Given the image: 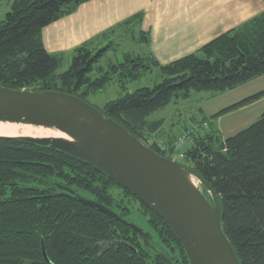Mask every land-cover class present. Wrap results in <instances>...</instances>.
I'll use <instances>...</instances> for the list:
<instances>
[{"label":"trees","instance_id":"obj_1","mask_svg":"<svg viewBox=\"0 0 264 264\" xmlns=\"http://www.w3.org/2000/svg\"><path fill=\"white\" fill-rule=\"evenodd\" d=\"M87 1L12 0L0 22V86L70 94L89 104L111 83L122 90L144 70L157 68L159 84L108 101L99 111L203 181L220 206L221 226L239 264H264V113L225 139L213 122L257 101L264 91L205 117L208 127L192 134L179 150L173 148L175 141L156 143L153 136L161 122L148 121L173 98L192 91L218 95L263 76L264 12L218 36L199 54L168 65H159L150 55L126 54L105 70L98 63L111 45L96 50L84 44L59 72L64 56L44 49L41 32ZM141 19L139 14L120 28H137ZM115 31L103 36L112 37ZM139 36L148 41L141 32ZM55 185L105 206L121 220L137 211L146 217L150 232L137 233L75 196L56 194ZM42 247L51 264H167L164 257L171 264H189L167 224L107 175L48 146L0 138V264H47Z\"/></svg>","mask_w":264,"mask_h":264},{"label":"water","instance_id":"obj_2","mask_svg":"<svg viewBox=\"0 0 264 264\" xmlns=\"http://www.w3.org/2000/svg\"><path fill=\"white\" fill-rule=\"evenodd\" d=\"M0 122L45 127L67 137L69 140L0 138L48 146L101 171L167 224L189 264H239L223 232L221 209L211 189L182 165L159 155L78 97L0 86ZM187 176L193 177L200 188L190 185ZM58 187L63 195L75 196L79 202L115 217L103 206ZM129 226L142 233L134 225ZM42 254L51 264L43 247Z\"/></svg>","mask_w":264,"mask_h":264},{"label":"crops","instance_id":"obj_3","mask_svg":"<svg viewBox=\"0 0 264 264\" xmlns=\"http://www.w3.org/2000/svg\"><path fill=\"white\" fill-rule=\"evenodd\" d=\"M263 12L264 0H89L79 5L72 14L43 28L41 37L43 47L48 53H73L84 44L90 48L98 46L101 38L106 39L103 38L106 32L120 28L124 22L141 14L138 33L148 36V41H142L145 49L141 55H150L159 65H168L191 54H199L203 46L218 36L243 25ZM263 79L264 76H261L249 81L246 84L249 87L248 93L243 94L244 84L230 90V96L239 98L207 116L202 110L200 114L203 118H209L263 92L264 87L258 89L259 86H264L260 84ZM224 94L225 92L218 95L210 93L208 98L214 100ZM261 105H264V96L233 110L239 114L244 112L240 117L245 118L242 119L243 123L241 120L236 126H222L220 120L224 115H220L213 120L214 126L223 139L231 137L260 118L264 113V106ZM247 109L263 112L254 119L250 114L249 116L245 114ZM242 124L246 126L240 127ZM239 127L241 129H238ZM182 132L166 134L165 138H158L155 135L153 139L156 143L168 144Z\"/></svg>","mask_w":264,"mask_h":264},{"label":"rangeland","instance_id":"obj_4","mask_svg":"<svg viewBox=\"0 0 264 264\" xmlns=\"http://www.w3.org/2000/svg\"><path fill=\"white\" fill-rule=\"evenodd\" d=\"M11 3L12 0H0V22L4 20L6 13L9 12ZM105 36H103V38H106L105 40H101V38L100 42L97 44L98 46L94 45L93 47L96 50H101L104 47L111 45L110 50L104 54V56L98 63V65L105 70L108 69V65L116 63L117 61L121 62L123 60V56H125L126 54H130L131 56L141 55L142 53L144 54L145 48L142 45V41L139 40L140 36L136 26H133L131 28H129L128 26L125 28H118V30L116 29V31L112 34V37H109L107 35ZM104 41L106 44L104 43ZM63 56L64 58L59 72L65 71L69 67L72 52L64 53ZM160 81L161 79L158 69L152 67L148 71L144 70L143 75L134 82L127 84L125 89H118L115 85H113V83H111L107 87V89L103 90L95 97L88 99V103L97 110H101L103 108V105L108 101H113L124 96L125 94L133 93L135 90L140 88H153L156 84H159ZM260 82V84H264V79ZM246 84H248V82L244 83L243 85V94L248 93L247 91L249 87H247ZM262 87L264 86H259L258 89H261ZM209 95L210 92L208 91H192L188 97L173 98L171 99V102L165 107L152 113L148 117V121L150 123L156 121L161 122V126L158 129L156 136L158 138H165L166 134H175L177 133V131L182 132L184 129L185 132H188L192 127H197V125L207 124L208 127V123L202 121L204 118L203 115L200 114V110L205 112V115L207 116V114H210L213 111H216L219 108L232 103L233 101H235V99L239 98L230 96L229 91L225 92V94L222 96L219 95L220 97L217 96L218 98L214 100H210V98H208ZM262 112L263 110L253 111L252 109H247L245 111V114H247L248 116L250 114L251 118H257V116ZM243 114L244 112L239 114L238 111L233 110L232 112H226L222 114L224 116H222V119L220 120V125L226 127L236 126L242 119H245L244 117L242 119L240 118ZM243 122L244 120H242V123ZM244 126L246 125L242 124L240 127ZM240 127L238 129H241ZM198 130H200L199 127ZM185 132H182L179 136L175 137L173 142ZM159 144L163 145L162 142H159ZM171 157L172 159L174 158L172 155ZM197 185L198 188H200L199 183H197ZM136 207L138 206L136 205L134 208L136 209ZM131 219L132 221H134V224L138 229H140L141 231L150 232L145 216H141V214L136 211L131 215Z\"/></svg>","mask_w":264,"mask_h":264},{"label":"bare ground","instance_id":"obj_5","mask_svg":"<svg viewBox=\"0 0 264 264\" xmlns=\"http://www.w3.org/2000/svg\"><path fill=\"white\" fill-rule=\"evenodd\" d=\"M0 137H29V138H62L69 140L61 133L55 132L45 127H35L28 124H16L10 122H0ZM158 147V146H157ZM187 182L194 186H197L193 177L187 176Z\"/></svg>","mask_w":264,"mask_h":264},{"label":"built area","instance_id":"obj_6","mask_svg":"<svg viewBox=\"0 0 264 264\" xmlns=\"http://www.w3.org/2000/svg\"><path fill=\"white\" fill-rule=\"evenodd\" d=\"M198 127L201 129H206L207 124L203 125H197V127H192L191 130L188 132H185L183 135H181L179 138H177L173 144L174 150H179L185 146V144L190 140L192 134H194L196 131H198Z\"/></svg>","mask_w":264,"mask_h":264},{"label":"flooded vegetation","instance_id":"obj_7","mask_svg":"<svg viewBox=\"0 0 264 264\" xmlns=\"http://www.w3.org/2000/svg\"><path fill=\"white\" fill-rule=\"evenodd\" d=\"M58 186H61V185H55L54 187H56V189L58 190V192H56V194H61L62 196H65V195H63V193H64V191L62 190V189H60ZM63 187V186H62ZM65 188H67V187H65ZM67 189H69V190H71V191H73L75 194H76V191H74V190H72V189H70V188H67ZM66 196H71V195H66ZM85 198V197H84ZM87 199V198H86ZM89 200H91V199H89ZM92 201V200H91ZM96 203V202H95ZM98 204V203H97ZM99 205H101V204H99ZM104 208L105 209H107L105 206H104ZM109 211L110 212H112L110 209H109ZM114 215H115V217H113V218H115V219H117V220H119V221H121L122 223H124L125 225H127L129 228H130V224L131 225H134L135 226V224H134V221H132L130 218H128L127 220H121L120 218H119V216L116 214V213H114V212H112ZM136 227V226H135ZM131 229V228H130ZM132 230V229H131ZM128 248H129V246H128ZM164 259L166 260V262H167V264H171L170 263V261L168 260V259H166L165 257H164Z\"/></svg>","mask_w":264,"mask_h":264}]
</instances>
